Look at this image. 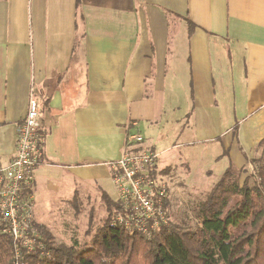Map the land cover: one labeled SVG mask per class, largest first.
<instances>
[{
  "label": "crops",
  "instance_id": "1",
  "mask_svg": "<svg viewBox=\"0 0 264 264\" xmlns=\"http://www.w3.org/2000/svg\"><path fill=\"white\" fill-rule=\"evenodd\" d=\"M32 96L38 203L82 181L109 195L131 136L184 144L191 170L244 168L264 140V0H0V162Z\"/></svg>",
  "mask_w": 264,
  "mask_h": 264
},
{
  "label": "trees",
  "instance_id": "2",
  "mask_svg": "<svg viewBox=\"0 0 264 264\" xmlns=\"http://www.w3.org/2000/svg\"><path fill=\"white\" fill-rule=\"evenodd\" d=\"M192 28L189 23L190 32ZM260 147H264V140ZM261 162L262 157L248 160L254 173L242 183L241 175L246 169L230 162L200 204L196 212L199 225L195 229L181 230L166 225L148 238L135 230L115 226L112 220L121 206L105 194L113 211L93 235L90 246L57 243L46 228L36 224L48 254L29 253L26 264H264V164ZM0 264H13L11 240L1 233Z\"/></svg>",
  "mask_w": 264,
  "mask_h": 264
},
{
  "label": "built area",
  "instance_id": "3",
  "mask_svg": "<svg viewBox=\"0 0 264 264\" xmlns=\"http://www.w3.org/2000/svg\"><path fill=\"white\" fill-rule=\"evenodd\" d=\"M39 126L40 107L32 96L27 116L17 128L15 155L8 163L0 162V233L11 240L13 264H26L29 253L48 254L34 220V196L28 191L43 162L44 135ZM142 140L140 136H131L125 153L109 163L121 206L112 224L151 238L168 225V190L157 176L159 153L130 148Z\"/></svg>",
  "mask_w": 264,
  "mask_h": 264
},
{
  "label": "rangeland",
  "instance_id": "4",
  "mask_svg": "<svg viewBox=\"0 0 264 264\" xmlns=\"http://www.w3.org/2000/svg\"><path fill=\"white\" fill-rule=\"evenodd\" d=\"M160 142L154 149L160 154L158 168L164 169L158 170V179L168 190V225L181 230L195 229L199 225L196 212L219 181L221 176L218 174L221 171L210 165L204 168L203 164L193 166L191 170L187 157L189 150L184 144H173L174 141L171 139ZM165 149L170 151L165 153ZM181 152L183 160L180 158ZM174 153H178L179 157V161H175L176 165H172L170 159ZM251 157L253 159L262 157L261 164H264V147L258 148ZM244 168L247 172L241 175V183L250 173H254L250 165L247 164ZM212 169L216 170V174L210 175L213 173ZM72 184L74 189L81 193L77 192L73 197H66V193H53L55 196L46 194L42 196L43 201L40 203L34 199V220L37 225L46 228L57 243L67 245L77 243L81 247H88L93 235L113 210L108 207L105 200L107 193L96 183L82 181ZM105 187L109 192V195L107 194L109 198L118 202L119 193L112 182L109 181ZM46 198L48 203L45 202Z\"/></svg>",
  "mask_w": 264,
  "mask_h": 264
}]
</instances>
